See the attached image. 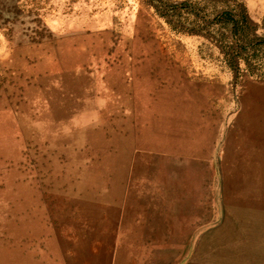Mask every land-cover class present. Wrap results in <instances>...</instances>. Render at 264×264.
<instances>
[{
    "label": "rangeland",
    "instance_id": "obj_1",
    "mask_svg": "<svg viewBox=\"0 0 264 264\" xmlns=\"http://www.w3.org/2000/svg\"><path fill=\"white\" fill-rule=\"evenodd\" d=\"M0 264H264V0H0Z\"/></svg>",
    "mask_w": 264,
    "mask_h": 264
},
{
    "label": "crops",
    "instance_id": "obj_2",
    "mask_svg": "<svg viewBox=\"0 0 264 264\" xmlns=\"http://www.w3.org/2000/svg\"><path fill=\"white\" fill-rule=\"evenodd\" d=\"M63 183H65V181ZM53 201L58 202L57 212L67 213V214H70L71 216L74 214L79 215L80 210L82 209V205H85V207H88V206L91 207V205L96 207V206H99V203H101V202L83 200V201H81V204H79V199H77L76 197L74 198L72 195H67L65 193L59 194L57 198L54 197L51 200V202H53ZM106 207L110 211H122L121 206H118V205L115 206L114 203L106 204ZM101 208L103 209L104 207H101ZM86 210H89V209L87 208ZM74 229H77V228H74ZM71 230L75 231L73 229H71Z\"/></svg>",
    "mask_w": 264,
    "mask_h": 264
},
{
    "label": "bare ground",
    "instance_id": "obj_3",
    "mask_svg": "<svg viewBox=\"0 0 264 264\" xmlns=\"http://www.w3.org/2000/svg\"><path fill=\"white\" fill-rule=\"evenodd\" d=\"M57 129V128H56ZM60 132V131H59ZM101 235V234H100ZM100 256V255H99Z\"/></svg>",
    "mask_w": 264,
    "mask_h": 264
}]
</instances>
